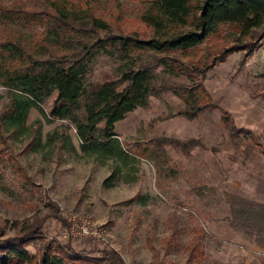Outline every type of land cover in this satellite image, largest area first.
I'll list each match as a JSON object with an SVG mask.
<instances>
[{
	"label": "rangeland",
	"instance_id": "obj_1",
	"mask_svg": "<svg viewBox=\"0 0 264 264\" xmlns=\"http://www.w3.org/2000/svg\"><path fill=\"white\" fill-rule=\"evenodd\" d=\"M143 5V0H99L93 10L114 32L144 35L147 29L139 19ZM41 30L0 22V37L8 35L26 49L39 46ZM241 43L245 49L216 63L201 80L207 96L200 95L211 108L188 118L183 100L167 91L150 96L147 106L117 121L113 132L122 156L105 153L114 141L100 149L82 145L68 118L47 119L56 92L42 102L43 114L31 107L26 130L0 139V240L41 220L37 236L25 244L36 256L48 241L95 257L102 248L114 250L125 264H264V254L252 247V241L264 244V236L251 235L264 232V204L247 193L246 185L258 172L250 171L256 157L250 148L242 158L228 147V141L256 145L264 140V37H246ZM126 67L127 60L114 50H100L85 66L83 82ZM154 81L192 85L162 67ZM8 101L0 81V111ZM225 114L237 127L251 130L253 140L245 134L231 140L222 121ZM38 130L40 142L35 145ZM191 138L202 145L188 153L162 142ZM237 158L250 164L242 167L249 168L247 173L234 170ZM110 174L113 179L104 184ZM73 215L94 222L103 229L102 237L65 234ZM192 238L200 243L201 256L190 253Z\"/></svg>",
	"mask_w": 264,
	"mask_h": 264
},
{
	"label": "trees",
	"instance_id": "obj_2",
	"mask_svg": "<svg viewBox=\"0 0 264 264\" xmlns=\"http://www.w3.org/2000/svg\"><path fill=\"white\" fill-rule=\"evenodd\" d=\"M98 1L0 2V22L42 28L39 46L29 49L8 35L0 37V81L9 98L0 111V139L9 138L8 132L26 130L28 110L34 106L43 114L42 102L56 92L47 119L68 118L82 145L100 149L114 141L113 148L105 153L117 151L122 156L113 132L117 121L136 107L147 106L150 96L167 91L183 100L184 115L195 118L211 108L201 96H207L201 80L208 69L245 49L241 42L246 37H264V0H143L139 19L147 29L144 35L114 32L106 18L95 14L93 6ZM107 49L127 60L128 67L103 73L101 79L85 84V66L96 52ZM144 53L149 57H143ZM161 67L184 76L191 87L155 82ZM222 121L231 140L244 134L253 140V132L237 127L229 114ZM100 122L103 127H98ZM39 142L38 130L34 144ZM162 142L172 143L186 153L202 145L194 138ZM111 179L113 174L103 183L109 185ZM41 227V220L28 222L16 236L0 240V264H125L114 250L102 248L101 256L95 257L48 241L36 256L25 244L37 236ZM199 247V242L190 239V253L197 251L201 256Z\"/></svg>",
	"mask_w": 264,
	"mask_h": 264
},
{
	"label": "crops",
	"instance_id": "obj_3",
	"mask_svg": "<svg viewBox=\"0 0 264 264\" xmlns=\"http://www.w3.org/2000/svg\"><path fill=\"white\" fill-rule=\"evenodd\" d=\"M261 138L264 139V136H262ZM228 147L230 148L234 147L233 150H236L242 153L243 154L242 158H244L245 156L244 150L246 147L247 149L250 148L252 150L253 152L252 155H254L256 159L251 162L250 171L252 172V170H255L256 168H258V172L256 171L257 173L252 175L251 181L246 183L248 187L247 193L250 194L251 196H254V198H256L259 203L264 204V173L259 174L260 170L264 171V148H261V147H264V140H261V141L259 140L258 142H256V145H251V144H247L246 142H240V141H236V144H232L230 141H228ZM248 164H245L244 160L242 161V159L237 158L234 162V170L239 173V171L243 169V173L245 174V172L246 173L248 172L249 168H247L248 170H246L245 168H242V167L243 166L245 167V165H248ZM251 235L252 236H256V235L264 236V232H262V234H256L255 232H253ZM252 247L256 252L264 254V244H260V242L258 241L256 242L252 241Z\"/></svg>",
	"mask_w": 264,
	"mask_h": 264
},
{
	"label": "built area",
	"instance_id": "obj_4",
	"mask_svg": "<svg viewBox=\"0 0 264 264\" xmlns=\"http://www.w3.org/2000/svg\"><path fill=\"white\" fill-rule=\"evenodd\" d=\"M69 227L67 233L71 235H80L83 237L101 238L103 229L99 228L90 219L81 218L73 215L68 218Z\"/></svg>",
	"mask_w": 264,
	"mask_h": 264
}]
</instances>
